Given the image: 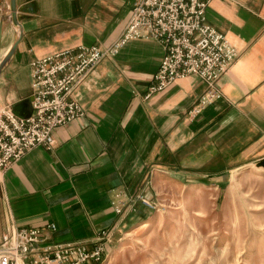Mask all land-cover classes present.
<instances>
[{"label":"crops","instance_id":"1","mask_svg":"<svg viewBox=\"0 0 264 264\" xmlns=\"http://www.w3.org/2000/svg\"><path fill=\"white\" fill-rule=\"evenodd\" d=\"M6 1L2 37L13 40L8 53L17 46L0 75V106L12 107L32 97L33 60L109 48L137 0H17L16 23ZM207 23L240 53L219 83L222 98L191 114L206 84L188 77L147 99L165 50L129 42L79 88L85 115L55 131L56 147L28 151L0 177V243L14 227L51 223V243L92 241L105 230L116 239L151 214L138 204L119 217L117 195L153 199L164 184L183 189L217 169L264 161V0H214Z\"/></svg>","mask_w":264,"mask_h":264},{"label":"built area","instance_id":"2","mask_svg":"<svg viewBox=\"0 0 264 264\" xmlns=\"http://www.w3.org/2000/svg\"><path fill=\"white\" fill-rule=\"evenodd\" d=\"M6 0H0V13ZM214 0H137L118 41L107 49L78 46L31 62L32 106L29 118H20L11 106H0V177L36 147L53 149L55 131L84 117L79 88L91 82L99 64L118 54L134 40L160 43L165 55L153 77L147 99L164 92L176 81L198 77L206 84L191 114L222 98L219 83L240 53L207 23V10ZM140 204L156 210L157 204L144 195L121 194L113 201L116 215L122 217ZM57 231L55 224L45 227H14L3 235L0 264H101L112 233L100 232L92 241L51 243L47 233Z\"/></svg>","mask_w":264,"mask_h":264},{"label":"rangeland","instance_id":"3","mask_svg":"<svg viewBox=\"0 0 264 264\" xmlns=\"http://www.w3.org/2000/svg\"><path fill=\"white\" fill-rule=\"evenodd\" d=\"M5 35L0 61L13 43ZM261 163L217 169L215 179L189 181L183 189L164 184L160 196L147 198L156 210L147 208L151 214L116 239L109 230L101 264H264Z\"/></svg>","mask_w":264,"mask_h":264},{"label":"water","instance_id":"4","mask_svg":"<svg viewBox=\"0 0 264 264\" xmlns=\"http://www.w3.org/2000/svg\"><path fill=\"white\" fill-rule=\"evenodd\" d=\"M7 10L12 13L13 21L16 23V12H17V0H7L6 1ZM3 35V23L0 24V48H1V40ZM17 44H15L8 55L0 61V75L3 72V69L7 66L9 61L11 60L12 56L15 53ZM33 97H29L23 100H20L12 105V110L15 115L20 118H29L33 113V106H32ZM261 164H264L262 161Z\"/></svg>","mask_w":264,"mask_h":264},{"label":"bare ground","instance_id":"5","mask_svg":"<svg viewBox=\"0 0 264 264\" xmlns=\"http://www.w3.org/2000/svg\"><path fill=\"white\" fill-rule=\"evenodd\" d=\"M143 227H145V226H143Z\"/></svg>","mask_w":264,"mask_h":264}]
</instances>
